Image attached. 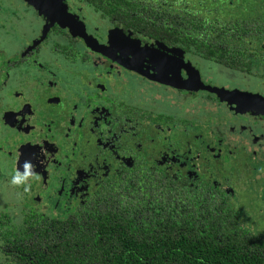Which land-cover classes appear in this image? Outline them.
<instances>
[{
	"label": "flooded vegetation",
	"instance_id": "obj_1",
	"mask_svg": "<svg viewBox=\"0 0 264 264\" xmlns=\"http://www.w3.org/2000/svg\"><path fill=\"white\" fill-rule=\"evenodd\" d=\"M116 1L0 0V264H16L14 230L27 219L76 215L124 169L193 180L205 170L221 186L224 167L232 199L245 170L264 172V110L186 88L232 91L210 79L227 70L264 99V73L151 40L113 12ZM25 162L36 176L27 191L10 184Z\"/></svg>",
	"mask_w": 264,
	"mask_h": 264
},
{
	"label": "trees",
	"instance_id": "obj_2",
	"mask_svg": "<svg viewBox=\"0 0 264 264\" xmlns=\"http://www.w3.org/2000/svg\"><path fill=\"white\" fill-rule=\"evenodd\" d=\"M116 2L109 12L151 40L232 71L264 73V0ZM227 171L215 186L205 170L193 180L151 165L124 169L76 215L30 217L14 230L16 264H264V233L242 225L223 188L233 185ZM262 172L245 170L242 183Z\"/></svg>",
	"mask_w": 264,
	"mask_h": 264
},
{
	"label": "rangeland",
	"instance_id": "obj_3",
	"mask_svg": "<svg viewBox=\"0 0 264 264\" xmlns=\"http://www.w3.org/2000/svg\"><path fill=\"white\" fill-rule=\"evenodd\" d=\"M222 73L223 74L220 75L217 73L210 75L211 81L213 83L225 85V87L227 86L226 89L237 91L244 90L243 87L246 86L244 78L232 75V73L227 70H223ZM131 78L133 83L137 81L136 78ZM230 85H232V88L229 87ZM249 88L256 91L260 87L253 84L249 85ZM249 92L252 93V91ZM191 107L192 105L190 104L189 108ZM194 108L197 107L194 106ZM210 108L211 106H205V110H209ZM196 158H198V156H196ZM163 161L169 163L171 160L165 159ZM249 169L251 170L252 168ZM83 175L85 178L87 177L86 173H83ZM241 185V187H238V192L234 194L233 202L242 216V225L251 231L264 233V172L255 176V178L247 179L246 183Z\"/></svg>",
	"mask_w": 264,
	"mask_h": 264
},
{
	"label": "water",
	"instance_id": "obj_4",
	"mask_svg": "<svg viewBox=\"0 0 264 264\" xmlns=\"http://www.w3.org/2000/svg\"><path fill=\"white\" fill-rule=\"evenodd\" d=\"M159 81L158 79H154ZM199 79L196 78V82ZM195 81V80H194ZM161 82V81H159ZM175 85L173 81H168ZM188 90H206L208 92L216 94L222 101H227L237 106V109H248L251 107L260 108L264 110V99L252 96L246 92L237 91V90H224V89H217V88H209L204 86H194L188 85L186 86Z\"/></svg>",
	"mask_w": 264,
	"mask_h": 264
},
{
	"label": "clouds",
	"instance_id": "obj_5",
	"mask_svg": "<svg viewBox=\"0 0 264 264\" xmlns=\"http://www.w3.org/2000/svg\"><path fill=\"white\" fill-rule=\"evenodd\" d=\"M30 178L36 179L34 166L28 162H25V164L23 165V171H16L15 174L11 177L10 184L14 186L23 185L25 191H27L29 187L28 181Z\"/></svg>",
	"mask_w": 264,
	"mask_h": 264
}]
</instances>
